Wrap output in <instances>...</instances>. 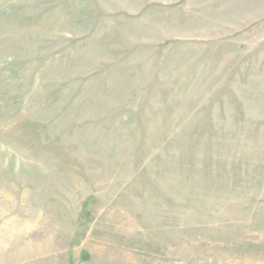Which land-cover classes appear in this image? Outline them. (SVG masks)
<instances>
[{
  "label": "rangeland",
  "instance_id": "374dc122",
  "mask_svg": "<svg viewBox=\"0 0 264 264\" xmlns=\"http://www.w3.org/2000/svg\"><path fill=\"white\" fill-rule=\"evenodd\" d=\"M0 264H264V0H0Z\"/></svg>",
  "mask_w": 264,
  "mask_h": 264
}]
</instances>
